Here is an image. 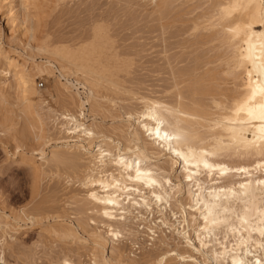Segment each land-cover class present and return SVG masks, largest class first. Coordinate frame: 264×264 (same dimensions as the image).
I'll list each match as a JSON object with an SVG mask.
<instances>
[{
	"label": "bare ground",
	"instance_id": "6f19581e",
	"mask_svg": "<svg viewBox=\"0 0 264 264\" xmlns=\"http://www.w3.org/2000/svg\"><path fill=\"white\" fill-rule=\"evenodd\" d=\"M15 1L0 3L8 25L28 35L24 46L34 57H45L36 72L50 75L57 68L86 91L85 103L70 94L78 115L68 101L61 110L49 109L66 134V146L52 150L41 167L61 170L81 187L67 198L77 208L74 224L48 231L55 241L80 248L64 249L50 264H76L73 257L80 260L81 249L89 255L87 264H264V0H148L139 5L146 14V33L163 46L160 74L166 82L154 98L122 86L121 76H131L132 60L116 49L109 22L96 19L87 38L52 44L49 35L44 41L36 37L39 0ZM134 1L139 0L124 3ZM0 74L6 79L0 83V100L7 139L27 145L45 140L50 130L38 108L35 77L4 49L1 37ZM101 90L118 98L126 94L125 102L141 107L120 108L123 116L115 117L118 101L102 98ZM86 104L90 116L126 120L111 130L117 139L97 124L85 125ZM40 153L43 162L45 152ZM25 157L37 173V160ZM58 194L53 189L49 198ZM155 211L160 221L153 220ZM33 215L24 218L35 224ZM139 222L146 223L154 240L159 236L153 229L162 231L160 244L169 247V231L185 246L131 258L120 246L138 237ZM3 226L4 238L16 229ZM1 241L3 251L6 241Z\"/></svg>",
	"mask_w": 264,
	"mask_h": 264
},
{
	"label": "rangeland",
	"instance_id": "374dc122",
	"mask_svg": "<svg viewBox=\"0 0 264 264\" xmlns=\"http://www.w3.org/2000/svg\"><path fill=\"white\" fill-rule=\"evenodd\" d=\"M120 1L122 2L123 0ZM124 1L126 3V0ZM124 1L121 4H117L115 0H66L64 2H58L56 0H39L38 6L40 7L39 18L41 19V26L38 28L36 37L39 41H44L47 35H49V41L52 44H57L58 42H64V44L72 43L76 39L78 40L85 36V38H87V34L89 35L94 27L95 21H97L96 19H101V21L106 20L104 22H109L112 26V28L110 26V29H112V36L114 35L113 37L116 41L115 46H118L116 49L120 53L122 52V54H129L128 56L131 58H128L132 60L133 64H131L133 67L129 70L131 76H125L124 78L121 76L120 82H122V86L139 93L140 96L154 98L159 96L155 93L161 91L165 84L164 82H166V76L160 74L161 66L164 63L162 54L163 46H161V43L155 38L156 35L146 33L147 29H145V23L143 22L146 19V14L142 13V8H140L139 5L143 6L148 0L134 1L130 3L132 6L129 4L126 5ZM15 2L16 5H18L20 0ZM137 4L138 7H136ZM129 6L130 8H128ZM131 17L132 19L134 18L133 21ZM136 18H138V25L134 24ZM107 19H110L111 22ZM0 37L4 49L10 53V56L18 60L21 64H25L31 75L35 77L33 79L35 80L36 88L39 90L40 94L38 108L42 109L41 115L43 117L45 116V121L48 124L46 128L50 130L48 133L44 132L45 140H35L28 143V145L27 143L25 144L16 140H8L1 126L4 103L0 100V241H6L3 251L0 247V257L5 258L4 262L6 261V264H50L51 258H56L64 249L65 253H67V249L73 248V250H75L80 248L71 241H55V238L51 236L48 231L51 227L58 224L70 226L74 224L73 220L77 217L75 214L77 208L71 204L70 199V202H68L67 198L68 196L72 197L74 192L76 193L77 191L78 193L81 190L79 183H76L77 180L71 182L66 179V175L63 171L54 170L52 166H49V169H47L48 166H46V171L51 170V174L50 172L47 174L48 171L45 174L46 171L41 167L42 163L49 161L52 150L66 146V134L59 131L61 126L58 125L59 122H56L55 118H53L55 114L51 113L50 110H61L60 107H62V102L64 101H68L70 104L76 103V101H72L74 100L72 96H76L75 100H81L85 103L86 91L80 85V82L77 83L75 81L74 77H62L57 68L53 69V73L50 75L36 72V65L46 64V59L44 56V58L39 56L34 57L31 50L27 46H24L28 42V35L20 28H12L8 25L2 3H0ZM174 47L175 46H171L172 49ZM174 52L176 51L172 50L170 54ZM2 77L3 76L0 74V83L6 81V79H2ZM8 83H12V80L10 79ZM64 87H69V90L64 89ZM63 93L67 97L64 96ZM70 94H72V96ZM99 94L101 97L105 96L106 99L118 101L117 109L113 111V115H116L115 117L123 116L122 113L127 109H138L141 107V104L136 101H132V103L125 102V100L129 98L126 94L125 96H120V94L119 98L117 95L110 94V92L103 90H101ZM106 95H109V97ZM110 95H113L112 98ZM14 96L15 93L12 95L13 98H10L12 101L15 99ZM73 105H71L70 110L78 115L80 110ZM106 105V107L111 106L110 104ZM84 113L85 125L97 124L107 133H110L111 130L113 131L116 127L118 128L126 124V120L123 118H115L108 115L101 116L98 114L97 116L95 114V116H90V106H88V104H86ZM118 113L120 114L118 115ZM47 115L52 118H48L49 116ZM110 135L117 139L114 133V136L112 132ZM101 140L102 138H99L95 142V146L100 145ZM41 151L45 152V161L43 162H41ZM24 156L27 157H25L26 159L34 160V162L37 160V173L30 167L28 162L23 161ZM164 162L165 160H162L159 163ZM39 166L44 172L40 170L41 168H39ZM41 174L42 177H40ZM173 181L176 182L175 179H173ZM53 189L59 194L55 199L53 198L51 200L49 198V192ZM32 214H34L33 217L35 219L37 218L35 224L27 220H31L30 215ZM24 216H26V220ZM64 216H67V218ZM57 217L60 219H57ZM68 219H70V221ZM153 220H161L157 211L154 213ZM5 223L16 227V229H13L14 231L8 230L4 238L3 225ZM138 225L140 226L138 237L136 239L131 238L133 242L131 239H126L120 246L131 258L140 259L145 256L149 257L148 255L157 252H162V250L166 251L177 245H180V247L185 246L181 243L178 244L179 241L175 240L174 237L169 234V231H166L170 239L166 241L169 247L160 244V240L158 239L164 238L162 231L153 229V231L156 232V236H159L158 239L155 237L154 240L149 232L144 229L147 228L146 223L139 222ZM80 236L82 238H87L82 233ZM136 240L137 242H135ZM2 254H4V256H2ZM80 256H83L80 260L77 257H73L76 264L78 262H82V264L89 263V255L85 249H81ZM4 262L2 261L0 264H4Z\"/></svg>",
	"mask_w": 264,
	"mask_h": 264
}]
</instances>
